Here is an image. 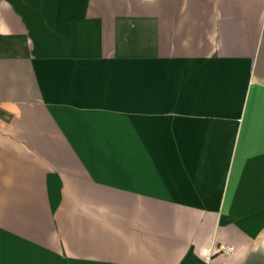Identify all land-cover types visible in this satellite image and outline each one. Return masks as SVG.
Segmentation results:
<instances>
[{
  "label": "crops",
  "instance_id": "crops-1",
  "mask_svg": "<svg viewBox=\"0 0 264 264\" xmlns=\"http://www.w3.org/2000/svg\"><path fill=\"white\" fill-rule=\"evenodd\" d=\"M260 242L264 0H0V264Z\"/></svg>",
  "mask_w": 264,
  "mask_h": 264
},
{
  "label": "rangeland",
  "instance_id": "rangeland-1",
  "mask_svg": "<svg viewBox=\"0 0 264 264\" xmlns=\"http://www.w3.org/2000/svg\"><path fill=\"white\" fill-rule=\"evenodd\" d=\"M250 264H264V242H260L254 247Z\"/></svg>",
  "mask_w": 264,
  "mask_h": 264
}]
</instances>
